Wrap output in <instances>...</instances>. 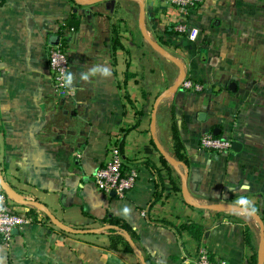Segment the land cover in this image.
<instances>
[{"label":"crops","instance_id":"1","mask_svg":"<svg viewBox=\"0 0 264 264\" xmlns=\"http://www.w3.org/2000/svg\"><path fill=\"white\" fill-rule=\"evenodd\" d=\"M163 7L0 0V190L29 218L0 241V264H192L201 250L248 264L243 224L264 264V0H206L190 19L195 41L170 30ZM57 40L74 77L63 96L49 67ZM182 77L202 90L175 86ZM214 128L238 151L201 149ZM116 140L123 168L138 171L122 198L93 183ZM106 215L136 231V251L109 248ZM190 221L203 227L200 242L181 228Z\"/></svg>","mask_w":264,"mask_h":264},{"label":"built area","instance_id":"2","mask_svg":"<svg viewBox=\"0 0 264 264\" xmlns=\"http://www.w3.org/2000/svg\"><path fill=\"white\" fill-rule=\"evenodd\" d=\"M206 0H163V17L172 25L175 33L185 35L190 41L197 39L199 30L191 24V17ZM72 30V28H70ZM49 67L52 77V88L56 95L63 96L69 91L63 86L62 74L68 72L69 64L65 48L60 40L48 48ZM180 85L191 91H201L203 86L189 78H184ZM199 147L203 150L223 152L231 148V140L222 139L212 132L203 134L199 139ZM123 157L119 142L114 141L108 149V157L104 164L93 175L95 187L105 195L113 193L117 197H124L134 186L138 171L131 167L123 168ZM29 218L12 211L8 203L7 194L0 190V241L8 246L13 238L14 229ZM192 264H226L223 260H212L208 252L201 250Z\"/></svg>","mask_w":264,"mask_h":264},{"label":"trees","instance_id":"3","mask_svg":"<svg viewBox=\"0 0 264 264\" xmlns=\"http://www.w3.org/2000/svg\"><path fill=\"white\" fill-rule=\"evenodd\" d=\"M169 28L172 32H174L172 25H170ZM176 131L177 130L175 126H173L172 132H173V139H174V146H175L174 154L177 160L183 162L184 165H187L186 158L183 156V154L180 151L181 144L179 142ZM215 136H218V135H215ZM222 219L229 220L230 216H224ZM103 221L113 228L111 229V234H110V239H109L110 249L119 251L120 249L118 247V244H122L123 252L136 251L135 248H133L132 243L134 244L135 240L138 238V234L136 233L134 229H132L130 225H128L125 221L121 220L120 218L111 216V215H106ZM181 228L186 229V231L191 237H193L197 242H200L201 237H202V231H203L202 225L195 223L193 221H190L186 223L185 225H181ZM124 235H127L131 239L132 243L128 241ZM243 236H244L245 244L248 247V249H250V252H251L250 257L248 258V264H257V252L252 242V235L250 232V228L245 224H243ZM140 261L141 263H138V264H168L165 262H153L149 260V258H147L146 256L144 257L142 256Z\"/></svg>","mask_w":264,"mask_h":264},{"label":"clouds","instance_id":"4","mask_svg":"<svg viewBox=\"0 0 264 264\" xmlns=\"http://www.w3.org/2000/svg\"><path fill=\"white\" fill-rule=\"evenodd\" d=\"M97 67L98 66H94L93 67V69H92L93 74L95 73ZM101 75L104 76V77H107V76L110 75V72H109V70H108L107 67H105V69H104V71L102 72ZM61 78H62V80L64 82L63 83V86L64 87H67L72 93H74L75 92V88H73V87L72 88H69V85L72 84L73 83V80H74V77H73L72 73L71 72L63 73ZM80 78H81V80H83L85 82L89 81V77L86 74L85 75H82ZM237 204L240 205L243 208H246L249 205V200L246 199V198H240L237 201ZM256 211H257L256 208L253 207L251 209V214H249V215L255 214Z\"/></svg>","mask_w":264,"mask_h":264},{"label":"water","instance_id":"5","mask_svg":"<svg viewBox=\"0 0 264 264\" xmlns=\"http://www.w3.org/2000/svg\"><path fill=\"white\" fill-rule=\"evenodd\" d=\"M56 42H57V41H56ZM56 42H54V43H56ZM182 80H183V77L181 78L180 81H178V82L175 84V86L180 85V83H181ZM230 88L234 89V83H231V84H230ZM213 134H214V135H217V134H218V129H217V128H214V130H213ZM239 145H240V143H238V142H236V141H232V142H231V149L238 151V146H239ZM111 194H113V193H111ZM113 195H114V194H113ZM204 207H209V206H204ZM211 207H212V206H211ZM244 211H246V212H248V213H251V211H249V210H247V209H245ZM13 233H16V229H14ZM124 236L126 237V239H127L128 241L131 242V239H130L127 235H124ZM131 243H132V242H131ZM132 246L134 247V244H133V243H132ZM258 264H260V263H258Z\"/></svg>","mask_w":264,"mask_h":264},{"label":"rangeland","instance_id":"6","mask_svg":"<svg viewBox=\"0 0 264 264\" xmlns=\"http://www.w3.org/2000/svg\"><path fill=\"white\" fill-rule=\"evenodd\" d=\"M186 43V42H185ZM187 44V43H186ZM170 60H172V59H170ZM170 63L168 64V70H170V69H172V68H175V65H174V63H172V61H169ZM191 95L193 96V95H195L196 96V94L195 93H191Z\"/></svg>","mask_w":264,"mask_h":264}]
</instances>
